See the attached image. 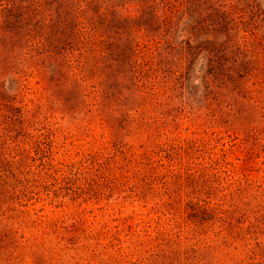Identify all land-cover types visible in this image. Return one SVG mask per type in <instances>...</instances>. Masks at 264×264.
<instances>
[{
    "label": "rangeland",
    "instance_id": "obj_1",
    "mask_svg": "<svg viewBox=\"0 0 264 264\" xmlns=\"http://www.w3.org/2000/svg\"><path fill=\"white\" fill-rule=\"evenodd\" d=\"M86 1L107 17L89 45L80 25L55 56L46 30L0 65V264H264V0L179 6L159 44L137 0ZM211 5L231 29H193ZM125 44L133 76L111 67ZM211 49L233 83L207 84Z\"/></svg>",
    "mask_w": 264,
    "mask_h": 264
},
{
    "label": "trees",
    "instance_id": "obj_2",
    "mask_svg": "<svg viewBox=\"0 0 264 264\" xmlns=\"http://www.w3.org/2000/svg\"><path fill=\"white\" fill-rule=\"evenodd\" d=\"M84 1L80 0V5H78L79 0H0V65L2 68L5 70L9 69L13 65L12 59L26 64L31 59L30 53H32V61H34L39 49L38 41L44 40L40 37H45L46 30L49 31L50 41L45 47V51L49 52L50 50V53L55 56L63 48L72 49L73 36L77 34L80 25L89 30L80 34V36L83 35L84 44L89 45L88 34H90V31L96 33L103 25L105 26L107 17L104 14L96 16V9L94 10V8L91 9L90 7L91 2L86 1L85 9L80 8ZM195 1L137 0L139 9H141L139 24L144 27L147 35L152 34L153 39H158L157 44H159L163 38L169 37L172 33V19L177 14L178 7H185L186 11L190 12L191 2L195 3ZM247 6H250L248 2ZM222 9V6L211 5L205 9L200 8L199 12L192 11L198 16L202 15V20L194 21L193 29L199 32L203 26H209L208 28L213 33L218 32L221 28L231 29L228 27L229 23H231V20H229L230 12ZM90 11L94 17H90ZM164 44L165 49H173L168 38ZM197 48L198 46H191L189 42H186L185 46L180 48V61L187 63L189 66ZM108 49L113 51L112 70L121 73L120 68L123 69L124 67L127 71L129 69L131 76L141 72L137 70L139 67L135 65L136 55L133 46L127 44L121 47L109 45ZM209 52L207 84L218 83L227 86V84L233 83L234 79L232 77H226L222 73L223 63H221V60L223 59L222 56H219V50L211 49ZM158 57L161 56L158 55ZM154 63L155 59H152L145 64L149 66L147 74L149 71L151 73L152 71L153 73L158 71L168 72L169 74V69L171 68L168 65L169 61L160 58L155 63L156 67H151Z\"/></svg>",
    "mask_w": 264,
    "mask_h": 264
}]
</instances>
